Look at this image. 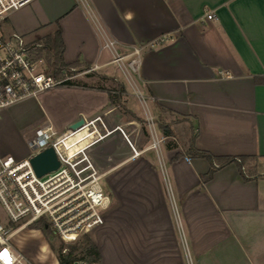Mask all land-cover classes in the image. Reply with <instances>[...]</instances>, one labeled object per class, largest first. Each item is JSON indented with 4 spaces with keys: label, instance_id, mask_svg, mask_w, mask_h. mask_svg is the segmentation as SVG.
<instances>
[{
    "label": "crops",
    "instance_id": "obj_1",
    "mask_svg": "<svg viewBox=\"0 0 264 264\" xmlns=\"http://www.w3.org/2000/svg\"><path fill=\"white\" fill-rule=\"evenodd\" d=\"M58 29L65 63H96L98 74L111 78L119 71L103 47L105 37L122 55L142 47L133 81L145 101L144 120L164 118L174 141L185 126L195 147L214 157L247 158L252 177L229 164L202 183L208 162L187 156L172 161L182 149H167L171 139L161 134L164 175L149 136L140 144L135 121L143 115L133 105L130 120L115 125H126L129 138L116 130L89 151L110 187L103 224L89 235L100 254L97 264H187L186 257L189 264H264V0H55L29 26L11 24L5 32L42 40ZM33 32L39 37L29 39ZM162 36L172 40L150 47ZM66 93L72 92L57 91L40 104L56 129L65 131L80 117H100L107 127L114 108L102 112L93 104L70 113L61 104ZM93 137L86 128L68 135L67 152L72 156Z\"/></svg>",
    "mask_w": 264,
    "mask_h": 264
},
{
    "label": "built area",
    "instance_id": "obj_2",
    "mask_svg": "<svg viewBox=\"0 0 264 264\" xmlns=\"http://www.w3.org/2000/svg\"><path fill=\"white\" fill-rule=\"evenodd\" d=\"M32 1L0 0V23L11 12ZM205 18L211 20L214 15L206 13ZM170 40L171 37L162 36L150 47L163 45ZM103 47L111 52L110 63L116 66L144 101L133 81L139 73L142 47H132L129 53L122 55L116 49V42L106 37ZM101 68L96 63L61 68L56 75L52 51L44 41L28 40L21 33L5 32L0 28V116L3 110L23 100H34L41 104L45 96L71 87L68 83L78 76L98 74ZM47 121L29 140L33 153L27 158L15 161L10 156L0 155V216L4 217V220L0 219V264H32L22 254L23 247L16 246L15 241L18 239L39 245L45 243L44 238L33 242L27 232L32 230V233L38 232L43 236L39 229L42 222L63 243L75 244L103 224V212L110 205V199L100 185L103 174L93 163L89 151L113 131L118 130L126 138L122 128L115 126L108 130L100 117L84 119V125L76 131L88 129L94 136L93 140L83 147L79 146L71 156L65 141L68 135L76 131L71 130L70 126L65 131H59L50 120ZM146 121L151 134V148L159 156L160 145L165 138L157 137L155 122L150 115H147ZM48 147L54 150L60 166L38 178L29 159ZM233 164L244 178H252L240 158H235ZM160 166L163 174L167 175L168 169L163 162ZM221 168L215 162L209 167L212 171ZM165 181L168 184L166 177ZM68 250L63 248L61 254H67ZM73 264L96 263L79 260Z\"/></svg>",
    "mask_w": 264,
    "mask_h": 264
},
{
    "label": "rangeland",
    "instance_id": "obj_3",
    "mask_svg": "<svg viewBox=\"0 0 264 264\" xmlns=\"http://www.w3.org/2000/svg\"><path fill=\"white\" fill-rule=\"evenodd\" d=\"M54 1L55 0H34L31 3L27 4L26 6H24L22 9L20 8L16 11L11 12L7 16L9 17L10 25L7 23V20L5 19L0 23V28L3 31H8L11 24L12 25L17 24L19 25V27H27L32 23L34 14L38 15V11H42L43 9L50 8ZM46 32H52V31L50 28H48ZM30 34L31 35L29 39L39 37V35L34 32ZM98 75L99 76H91V77L78 76L77 78H75L74 81L77 82L81 81L90 86L103 87V88H116L117 84L123 85L126 91L125 94L121 95L116 92H98L97 90L83 89L75 85L68 88H61L62 90H67L72 92L71 94L66 93L65 95L62 96L63 103L61 102V104H64L65 110H67L70 113L79 112L80 110H83V108L89 110L93 104H96L97 107H99V110L102 112H104L107 109L114 108L115 109L114 112L109 116L107 121L108 128H112L116 124L119 123L122 124L126 122V120H130L129 115L127 114V110L130 107L132 108L133 105H135L137 111L140 112L141 115H143L142 116L143 118H141V120L143 119L144 121L143 123L135 121L136 127L141 137L140 144L146 142L145 131L147 130L149 136L148 137L149 147L152 151L151 152L152 155H154V158L157 159V165L159 167L160 164L163 162V158L161 157L160 151L158 156L156 151L151 148L152 141H151V134L149 132L150 129L147 125V121L144 120L143 111L146 108L144 104L145 101H142V99L140 98L137 92H134L133 90H131V88H129L128 83L124 80L120 71L117 73V75L114 78H111L109 76H104L107 79H101L102 75L101 74ZM134 79L135 81H137V77H135ZM126 86L128 87V90H126ZM85 94L90 95V97L88 96L89 98L88 97L84 98ZM146 106H148L149 108L148 100H146ZM152 119L155 122L156 135L157 137H160L161 132L158 130L157 126H159V124H163L165 120L164 118H161V120L158 123V118H154V116H152ZM174 119L177 120L178 118L175 117ZM47 122H48L47 118L45 117L42 108H40L39 102H36L34 100H23L3 110L0 116V155L10 156L15 161H22L25 158H27L31 153H33L29 148V140L34 136L35 131L45 126ZM125 128H127L126 125L124 126L123 130L126 133V136L129 138V133L125 130ZM192 134L193 133H190V131H188L185 126H182L180 131H177L175 134L176 135L175 141L178 144V146L181 147L183 150H185L186 146L184 144H187V141ZM120 149L122 150L123 148ZM102 163L105 166V164L109 163V161L105 157ZM168 181H170V177H168ZM162 183L163 184L166 183L165 179L163 178H162ZM100 185L103 192L109 195L110 187L108 184V180L106 178H102ZM168 205L170 207L172 205L171 208H172L173 217L175 219V223L176 225H178V229L180 227L181 235L184 238L183 235L184 231H182L181 222L180 220L177 221V219L175 218L177 211L175 206L173 205L172 200H170V204ZM0 219L4 220L3 215L0 216ZM39 229L42 231L43 236L38 232L34 233L33 231L32 233L31 232L32 230L27 231L28 236L30 237V239L33 240V242H38L44 238L45 243L39 245V243L34 244L25 241L20 242V240L17 239L15 241V245L19 247H23L22 254L32 264H58L57 251L59 247L62 245L63 248L69 249V247L73 246L74 244L63 243L57 236H55L52 233L50 228H48L49 229L48 233L44 232L41 224L39 225ZM89 235L90 233L88 234V236ZM80 241H82V239H80L75 244L79 243ZM186 262L187 264L190 263V261L188 262L187 257H186Z\"/></svg>",
    "mask_w": 264,
    "mask_h": 264
},
{
    "label": "trees",
    "instance_id": "obj_4",
    "mask_svg": "<svg viewBox=\"0 0 264 264\" xmlns=\"http://www.w3.org/2000/svg\"><path fill=\"white\" fill-rule=\"evenodd\" d=\"M44 43L50 47L53 58H54V67H55V73L57 75L58 70L61 68H70V67H81L86 66L83 64H80L78 62L74 63H65L63 60V53H64V43L62 41L61 37V30L58 29L53 36H47L43 39ZM48 61H49V54H48ZM88 77L91 76H99L97 73L89 74ZM101 79H107L104 76H101ZM112 80V79H109ZM264 81V80H262ZM69 86H79L83 89H90V90H97L98 92H116L118 94H125V89L123 85L117 84L116 88H103V87H95L87 85L86 83H83L81 81H73L68 83ZM111 101V100H110ZM113 101V100H112ZM113 103V102H112ZM138 122H144L143 120L136 118ZM158 130L161 132V134L164 137H167L169 139L174 138L173 132L170 130L169 126L165 123L159 124ZM145 134L148 137L147 130L145 131ZM185 150L178 151L175 153V155L172 158V161H175L179 159L182 156H187L189 158H199L204 159L208 162V164L211 166L214 162L217 163L220 167H224L229 164H233L235 161V158H240L242 163L245 164L247 162V158L245 157H214L211 154H209L206 151L199 150L195 147V135H191V137L188 139L187 144H184ZM167 149H175L178 148V144L176 141L172 140L168 141L166 144ZM214 171L209 170L207 174L201 176L202 183L207 182L212 177ZM43 231L48 233V227L42 222L41 223ZM82 241H80L77 244H74L73 246L69 247V251L67 254H61V249L63 246L61 245L57 251L58 256V264H73L76 261L84 260L87 262H93L98 263L100 261V254L95 247L94 243L90 239L88 235H84L82 238ZM78 253V254H77Z\"/></svg>",
    "mask_w": 264,
    "mask_h": 264
},
{
    "label": "water",
    "instance_id": "obj_5",
    "mask_svg": "<svg viewBox=\"0 0 264 264\" xmlns=\"http://www.w3.org/2000/svg\"><path fill=\"white\" fill-rule=\"evenodd\" d=\"M84 125V119L80 118L78 121L70 125V129L76 131ZM29 164L36 177L40 178L50 172L57 170L60 163L51 147L44 149L29 159Z\"/></svg>",
    "mask_w": 264,
    "mask_h": 264
}]
</instances>
